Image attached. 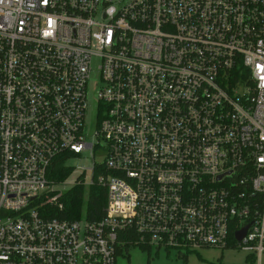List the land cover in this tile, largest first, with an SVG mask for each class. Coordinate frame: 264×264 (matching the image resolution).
<instances>
[{"label":"built area","instance_id":"obj_1","mask_svg":"<svg viewBox=\"0 0 264 264\" xmlns=\"http://www.w3.org/2000/svg\"><path fill=\"white\" fill-rule=\"evenodd\" d=\"M66 153L89 178L50 177ZM94 182L99 220L54 216ZM128 246L264 264V0H0V264Z\"/></svg>","mask_w":264,"mask_h":264},{"label":"rangeland","instance_id":"obj_2","mask_svg":"<svg viewBox=\"0 0 264 264\" xmlns=\"http://www.w3.org/2000/svg\"><path fill=\"white\" fill-rule=\"evenodd\" d=\"M96 95V93L93 94L94 101ZM87 119L91 131H94L96 129V108L93 104ZM98 159L97 156L96 160ZM68 164L76 168L70 177L72 181L80 176L84 169L87 170L85 176L90 177L89 168L92 165V158L89 153L82 154L80 158L69 160ZM70 183L63 188L64 191L71 187ZM248 254L247 251L240 248H204L199 251L187 252L178 249L156 250L152 248L144 250L138 246H128L122 247L117 255L116 264H255L248 259Z\"/></svg>","mask_w":264,"mask_h":264},{"label":"trees","instance_id":"obj_3","mask_svg":"<svg viewBox=\"0 0 264 264\" xmlns=\"http://www.w3.org/2000/svg\"><path fill=\"white\" fill-rule=\"evenodd\" d=\"M72 154H62L54 162L49 171L50 177L56 181L67 179L73 168L67 166L66 161ZM98 172L94 174L97 177ZM107 199V189L105 186L94 182L89 187L84 184H77L69 189L62 198L63 209H54V216L66 219H76L85 216L89 220H99L104 213Z\"/></svg>","mask_w":264,"mask_h":264},{"label":"water","instance_id":"obj_4","mask_svg":"<svg viewBox=\"0 0 264 264\" xmlns=\"http://www.w3.org/2000/svg\"><path fill=\"white\" fill-rule=\"evenodd\" d=\"M247 228H248V226H246L242 231H240V232L237 233L238 240H241L243 238V236L246 233Z\"/></svg>","mask_w":264,"mask_h":264}]
</instances>
